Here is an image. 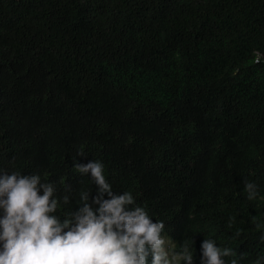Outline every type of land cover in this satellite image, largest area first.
Returning a JSON list of instances; mask_svg holds the SVG:
<instances>
[{"label":"trees","instance_id":"16d2710c","mask_svg":"<svg viewBox=\"0 0 264 264\" xmlns=\"http://www.w3.org/2000/svg\"><path fill=\"white\" fill-rule=\"evenodd\" d=\"M94 159L194 264L204 238L264 255V0H0V169L67 211Z\"/></svg>","mask_w":264,"mask_h":264},{"label":"clouds","instance_id":"9594fccd","mask_svg":"<svg viewBox=\"0 0 264 264\" xmlns=\"http://www.w3.org/2000/svg\"><path fill=\"white\" fill-rule=\"evenodd\" d=\"M73 167L90 175L95 194L81 189L77 207L67 211L61 210L70 187L57 196L55 183L39 173L0 169V264H194L193 238L177 244L131 191H114L101 160ZM243 183L246 198L256 200L258 185ZM242 258L215 239L201 241L200 264H240ZM252 264H264V255Z\"/></svg>","mask_w":264,"mask_h":264}]
</instances>
